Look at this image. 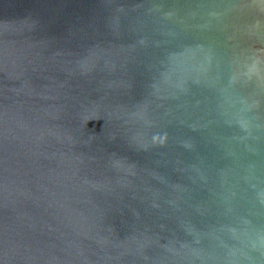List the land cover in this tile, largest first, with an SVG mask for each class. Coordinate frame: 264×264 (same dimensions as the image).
Wrapping results in <instances>:
<instances>
[{
    "label": "water",
    "instance_id": "water-1",
    "mask_svg": "<svg viewBox=\"0 0 264 264\" xmlns=\"http://www.w3.org/2000/svg\"><path fill=\"white\" fill-rule=\"evenodd\" d=\"M0 264H264V0H0Z\"/></svg>",
    "mask_w": 264,
    "mask_h": 264
}]
</instances>
